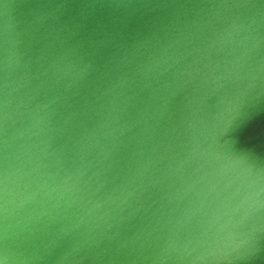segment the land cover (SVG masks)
Returning <instances> with one entry per match:
<instances>
[{
  "label": "water",
  "instance_id": "1",
  "mask_svg": "<svg viewBox=\"0 0 264 264\" xmlns=\"http://www.w3.org/2000/svg\"><path fill=\"white\" fill-rule=\"evenodd\" d=\"M9 264H264V0H0Z\"/></svg>",
  "mask_w": 264,
  "mask_h": 264
},
{
  "label": "snow or ice",
  "instance_id": "2",
  "mask_svg": "<svg viewBox=\"0 0 264 264\" xmlns=\"http://www.w3.org/2000/svg\"><path fill=\"white\" fill-rule=\"evenodd\" d=\"M10 256L6 248L0 249V264H9Z\"/></svg>",
  "mask_w": 264,
  "mask_h": 264
}]
</instances>
